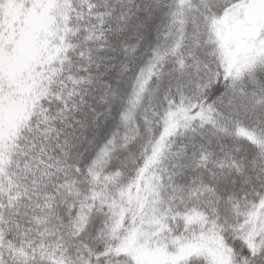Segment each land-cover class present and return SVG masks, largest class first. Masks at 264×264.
Wrapping results in <instances>:
<instances>
[{
	"label": "snow or ice",
	"instance_id": "obj_1",
	"mask_svg": "<svg viewBox=\"0 0 264 264\" xmlns=\"http://www.w3.org/2000/svg\"><path fill=\"white\" fill-rule=\"evenodd\" d=\"M0 264H264V0H0Z\"/></svg>",
	"mask_w": 264,
	"mask_h": 264
}]
</instances>
